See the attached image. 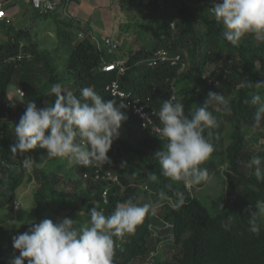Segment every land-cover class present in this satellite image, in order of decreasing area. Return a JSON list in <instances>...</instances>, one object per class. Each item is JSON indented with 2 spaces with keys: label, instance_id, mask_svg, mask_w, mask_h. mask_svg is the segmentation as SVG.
<instances>
[{
  "label": "trees",
  "instance_id": "trees-1",
  "mask_svg": "<svg viewBox=\"0 0 264 264\" xmlns=\"http://www.w3.org/2000/svg\"><path fill=\"white\" fill-rule=\"evenodd\" d=\"M67 1L61 0V5L65 6ZM139 1L142 3L144 0ZM178 1L181 10L175 28L166 21L168 15L161 12L162 25L154 32L155 43L151 48L148 46L142 49L133 48L125 51L122 56L115 55L111 59H107L106 54L114 55L116 50L112 52L102 50L101 44L91 34L89 27L76 24L71 18L62 20L61 24L65 29L58 30L57 36L71 47L67 73L71 86L64 84L65 80L61 77L53 56L47 51L39 50L38 44L34 42L27 29L11 28L4 36V41L0 38V86L3 92L0 95V119L6 121L2 129L0 172L5 167L12 169L13 166V172L11 171L0 195V211L14 210L17 192L26 173L24 160L27 155H32L34 160L33 174L29 176V180L39 184V189L33 196L35 220L19 230H14L15 236L29 231L34 223H39L45 218L51 219L54 223L61 222L62 219L59 220L56 216L54 205L69 211L68 217L76 220V226L79 227L90 220V210L93 207L102 210L105 215H110L117 203L129 199L139 205L155 203L159 201L158 194L163 191L169 200L176 203L178 198L175 193L182 192L185 196L184 205L179 208L165 207L168 209L165 219L173 227L159 231L157 238L153 236L151 230V226L155 224L151 215L145 217L135 233L122 239L114 237V264H143L151 252L157 250L159 243L170 236L172 240L168 242L171 244L169 249L174 252L168 258L157 257V264H264V230L259 235L250 233L247 213L250 206H255L258 200H264V181H258L251 168L247 167L254 155L264 157V151L257 149L249 152L250 149L248 151L245 147L246 144L248 147L253 146L252 141L246 138L248 133L260 132L264 128L253 127L256 109L250 103H245L250 101L254 94L264 95V43H258L250 36L242 39L238 46H233L223 39L221 35L223 26L216 22L208 5L197 6L193 1ZM159 5L156 3L155 9H160ZM42 16L50 17L49 14ZM200 26L205 27L206 34L199 30ZM68 30H77L79 32L77 36L84 33L85 38L75 43ZM21 44H24L23 48ZM221 49L226 53L218 61L222 65L215 67L211 72L220 83L218 86L207 85L202 81L203 73L194 76L195 72L201 61L205 63L211 54ZM158 50L181 55L184 63H186L184 52L190 53L193 71L183 76V73H179L181 64L171 66L163 63L153 68L149 67L147 59L151 53ZM236 54L243 63L234 78L236 82L234 86L229 83L221 85L223 75L232 77L228 64L229 59ZM116 59H124L128 63L129 70L122 77H119L117 72L102 71L104 62ZM142 60L144 62L141 63ZM257 61L260 62L259 67L256 66ZM16 73H20L19 87L25 94L24 100L28 101L30 97L35 96L39 99L38 107L46 106L48 92L56 83L77 95L81 88L91 87L105 101L115 100L118 106L124 101L115 99L107 91V87L113 81L120 80L123 89L144 101L150 98L151 109L158 111L164 100L173 96L175 89L178 100L185 107L186 115L194 112L197 106H202L210 91L223 94L230 101L232 113L225 114L221 108V118L214 105H209V110L217 119L218 127L206 129L204 135L207 137L209 131H215L214 140L223 142L228 139L230 143L216 153L217 160H211L201 166L209 170V179L197 187L204 188L219 166L224 165L227 179L224 208L213 214L202 199L193 197L186 190L183 182H173L161 175L159 161L154 157L157 151L165 148L160 137L149 129H143L139 118L127 109H122L127 120L122 123L121 136L114 141L108 153L110 162L103 164L106 171H111L119 177L120 184L104 179L95 180L96 167L78 165L77 175L80 178L74 183L77 185L75 189L72 192L58 189L56 187L60 183L58 176L54 173L51 177L46 169L40 167L44 149L37 148L23 155L11 153L15 136L10 135L8 128L11 123L17 124L24 114L21 108L11 109L4 102L8 90L16 86ZM230 78L226 81H230ZM184 84L185 88L179 93V87ZM49 103H54V97ZM157 122L160 125V121ZM227 126L230 131L224 132ZM127 155L131 158L124 159ZM150 173H155L158 180L151 181ZM147 183H151L153 195L145 191L146 186L149 187ZM106 190L107 202L104 198ZM229 215H235V220L230 229L225 230L222 224L227 221ZM5 232L6 230L0 229V236ZM0 264H7L1 246Z\"/></svg>",
  "mask_w": 264,
  "mask_h": 264
},
{
  "label": "clouds",
  "instance_id": "clouds-1",
  "mask_svg": "<svg viewBox=\"0 0 264 264\" xmlns=\"http://www.w3.org/2000/svg\"><path fill=\"white\" fill-rule=\"evenodd\" d=\"M211 12L223 26V39L231 45L238 46L249 35L264 43V0H213ZM48 97H54V103L46 101L45 107L27 102L24 114L15 124L11 153L23 155L37 148L46 149L48 158L65 159L69 167L109 163L108 153L127 120L122 111L127 105L105 101L91 87L81 88L77 95L60 83L51 86ZM245 103L255 106L253 127H264V95L254 94ZM209 105L220 106L225 114L232 113L229 99L212 91L204 104L188 115L175 95L160 106L156 113L161 125L158 133L166 138L167 144L154 157L159 161L163 177L183 182L186 187L209 179V170L201 166L211 158L215 148L210 139L212 133L209 131L207 137L204 133L218 127ZM247 167L254 168L258 181H264V157L254 155ZM149 178L158 180L155 173H150ZM158 195L159 201L169 200L163 191ZM175 195L178 199L173 207L179 208L184 205L185 196L182 192ZM159 201L139 205L129 199L117 203L110 215L93 207L90 220L79 227L71 218L59 223L45 218L34 223L29 231L13 237V248L19 255H14L10 264H25V260L27 264H114V237L122 239L135 233L146 216L156 214L161 206ZM222 207L218 205L219 210ZM247 213L248 231L259 235L264 230V200L250 206ZM234 220L235 215L227 217L222 224L225 230L230 229Z\"/></svg>",
  "mask_w": 264,
  "mask_h": 264
},
{
  "label": "rangeland",
  "instance_id": "rangeland-1",
  "mask_svg": "<svg viewBox=\"0 0 264 264\" xmlns=\"http://www.w3.org/2000/svg\"><path fill=\"white\" fill-rule=\"evenodd\" d=\"M19 3H24V2L23 0H20ZM114 3H115L114 8H112L113 15H115L117 25L119 24L121 32L126 35V38L129 41V48H127L126 50H124L123 48H118L119 47L118 43L113 42V38H112L113 26L111 24L112 21L108 19L109 17H107L106 15L107 13L105 12L104 15L105 17L103 18V23H102L103 26H100L99 30L94 29L93 34L96 40L99 41V43L101 44L102 50H105L106 52H110V51L112 52L113 50H116L114 55H110L109 53L106 54L107 59H111V57L115 55L120 57L123 55L125 51H129L133 48L142 49L145 48V46L151 48L155 43L154 32L155 30H159V28H161L162 25L160 19L162 15L161 12H165V14L168 15L166 21L169 22L170 24L173 22L178 24L179 22L178 15L181 10V4L178 0H144L142 3L139 0H114ZM156 3L160 4L159 5L160 9H155ZM110 4H112L111 0H106L104 3V5H106L105 7L110 6ZM64 9L65 7L63 5L59 6L54 13H49V16L52 17L49 19L42 15H38L36 18L39 20L33 23V25H35L36 28L33 30L34 36L32 37V39L34 40L35 43L38 44L39 50L47 51L50 53L51 56H53V58L57 63L61 77L65 80L64 84L71 86V82L67 77L71 47L66 43H64L57 36L58 30L65 29V27H63L61 24L62 20L70 19V17H67V15L70 14L69 10L68 12H66ZM75 23L77 24V22ZM0 27H1L0 32L2 33L3 36H5V34L9 31V29L15 28L13 25L11 26L8 23L1 24ZM199 30L201 32L203 31V33L206 34L205 27L203 28L202 26H200ZM69 32L72 34L75 43L81 41V39L77 36V34L79 33L77 30H70ZM250 36L251 35L246 36L243 39H247ZM3 39H5V37H3ZM109 41H111V43H108ZM184 54L186 56L185 57L186 69L182 72L183 76L187 75L190 71H193L190 53L184 52ZM225 55L226 53L224 49L215 52V54H211L208 61L205 60V63L204 61H201V64L199 65V68L195 72L194 76H199L201 72L203 74L211 75V72L215 67L222 65L218 61L221 56H225ZM142 62H144V60H142L141 63ZM242 64L243 63L239 59L238 54L231 57L229 59L228 69L230 72L229 74L230 75L232 74V77L223 75L221 77V82H222L221 85H224V83L225 84L229 83L231 86H234L233 84L234 82H236L234 78L235 76H237L236 73L240 70ZM256 66L259 67L260 66L259 63H256ZM15 76H16V81H15L16 86L8 90L4 102L12 103L14 101V104L17 108L20 107V104L22 102L20 97L16 95V90L21 89V87H19L21 78H20V73L18 74L16 73ZM228 78H230V81H226ZM184 88H185V84L179 87L178 92L180 93ZM38 100L39 99L37 97L33 96L30 97L28 101H34L37 104ZM28 101L24 100V104L27 105ZM46 101L51 102L52 97H49L48 100ZM214 108L218 112L217 114L222 118L221 107L214 105ZM5 123L6 121H4V119L3 120L0 119V146L2 139V129ZM15 124L16 123H11L8 128V131L12 136H15L14 133ZM226 131H230L228 126L226 127L224 132ZM211 133H212L211 136L212 139L211 138L210 139L211 141H213L215 150L211 158L208 161H206L204 165L207 164V162H210L211 160H217V157L215 156L216 153H218L222 148H225L230 143L228 139H226L223 142H220V140L218 141L214 140L213 138L216 135V132L211 131ZM120 136H121V129H120ZM246 138L248 140H251L252 141L251 145H253L252 147H248L247 144L245 145L247 150L250 149V151L248 150L249 152H251V150L255 151L257 149L260 150L261 152L264 151V128L260 132H255V131L249 132ZM44 150L45 153L42 155L40 167L46 169L51 177H53L54 173L55 176H58L60 181V183L56 185L58 189H63L67 192H72L75 189V186H77L74 184L75 181L80 178V176L77 175L78 165H73L69 167L68 162L65 159L48 158L47 150L46 149ZM28 157H31V159H27ZM126 158L130 159L131 157L130 155H127L124 157V159ZM26 159H27V166L25 165ZM33 163L34 160L32 158V155H27V157L24 160V166L26 168L25 177L23 179L22 186L19 188L17 192L18 198L16 203L20 204V209L16 210L14 207V210L12 211L10 209L0 211V229L6 230V232L0 236V246L2 247V254L6 259L7 264H10L14 255H19L18 250H15L13 248V237L15 236L14 230H19L21 227L31 222H34L35 220L33 214L35 209V203H34L35 201L33 200V196L36 194L37 190L39 189V184L36 183V181L34 182L29 180V176L33 174ZM12 169L5 167V169H3V171L0 172V195L4 190L3 188L8 180L9 175L13 172ZM225 169L226 167L224 165H220L219 169H217L214 172V175L207 183V185L204 188L197 187V190L193 194V197H199L200 199H202L206 204L207 208L209 209V211L212 212L213 214L220 212L222 208L219 210L218 205H222L224 207V204L226 202L227 179L225 177V172H226ZM250 170H252V173H254L253 168H251ZM147 184L150 187L151 183H147ZM149 190L150 191L145 189V191L149 192L150 195H153L152 190L151 189ZM53 208L55 211H57L56 216L58 217L59 220L60 219L63 220V218L69 215V211L62 210L58 205H54ZM166 211H168V209H165V207L160 206L156 210V214L151 215L153 219V223H155L157 227L165 226L164 222H166L165 219ZM157 217H159L160 220H158ZM85 220H83V222H85ZM168 241H170V239H168ZM170 245L171 244L167 242V244L162 246L161 249L159 250V256L163 258H168L172 256L171 254L174 252V250L169 249ZM25 264H27V260H25Z\"/></svg>",
  "mask_w": 264,
  "mask_h": 264
},
{
  "label": "built area",
  "instance_id": "built-area-1",
  "mask_svg": "<svg viewBox=\"0 0 264 264\" xmlns=\"http://www.w3.org/2000/svg\"><path fill=\"white\" fill-rule=\"evenodd\" d=\"M18 1L19 0H0V21H4L7 19L6 9L9 6L16 4ZM23 1L29 6H31L38 15L54 13L58 9V7L61 5V0H23ZM184 1L186 2L193 1L197 6H207L208 5L210 8L213 7V2L207 3V1H199V0H184ZM171 26L172 28H175L176 23L175 22L171 23ZM78 37L80 39H84L85 35L84 33H80ZM21 47L23 48L24 44H21ZM146 63L151 68L156 67L159 64H163V63L164 64L168 63L171 66H178L181 64L182 66H181L179 73H182L186 69V63L183 62L181 55H172L167 50H158L156 52L151 53ZM128 70H129L128 63L124 59H116L113 61L104 62L102 66L103 72L105 73L117 72V75L119 77L124 76ZM202 81L210 86H213V85L218 86L220 83L217 80L216 76L209 75V74H203ZM107 91H109L115 99L124 101V103L127 105L126 109L132 111L133 114L139 118L142 124V128L145 130L149 129L154 134L158 135L160 137L161 143L166 148V144H167L166 138L162 137L158 133V129L161 127L157 122V120H159L158 116L156 115V113H158V110L151 109V104H150L151 99L150 98H148L147 101H144L139 96L138 97L134 96L133 93L126 91L125 89L122 88L120 80L113 81L107 87ZM2 93H3L2 88L0 86V95ZM16 95L19 96L20 99L22 100L20 107H17V108H21L22 111L25 112L27 105L24 104V98H25L24 92L18 89L16 90ZM173 95L177 97V93L175 89H174ZM7 106L11 109H16L14 101L12 103H7ZM94 167H96V171H97L95 180L104 179L112 183L120 184L119 177L115 175L114 173H112L111 171H106L103 168V165H99V166L94 165ZM145 189L150 191L149 190L150 187L148 186H146ZM186 190L193 196L194 192L197 190V185L187 186ZM107 192L108 190L104 192L105 202H107ZM158 199H159V195H158ZM160 204L163 207L168 206V207L175 208L173 207L174 201L172 200H165V201H162V203ZM15 209L16 210L20 209L19 203H15ZM67 218L69 217L67 216ZM157 219L160 220L159 217H157ZM164 223H165V226H162V227H157L155 224L151 226V230L155 238L158 237L159 231L166 230V229L173 227L168 221ZM168 239H170V241H168ZM171 240H172V236L167 238L165 241H161L157 247V250L154 252H151L149 258L143 264H157L156 259L157 257H159V250L161 249L162 246L165 245V242H171Z\"/></svg>",
  "mask_w": 264,
  "mask_h": 264
},
{
  "label": "crops",
  "instance_id": "crops-1",
  "mask_svg": "<svg viewBox=\"0 0 264 264\" xmlns=\"http://www.w3.org/2000/svg\"><path fill=\"white\" fill-rule=\"evenodd\" d=\"M19 1L6 9L7 19L4 21H0V25L8 23L11 26L13 25L16 29H27L30 35L33 37V30L36 28L33 23L39 20L36 18L38 14L31 6L26 4L24 1V3H19ZM105 1L106 0H68L67 4L64 6V10L66 12H68L69 10L70 12V14L67 13V17L74 19L75 22L80 23L85 27H89L93 36L94 29L99 30L100 26H103V18L105 17L104 15L106 12L107 17H109L108 19L112 21L111 24L113 26V42L118 43V48H123L124 50H126L127 48H129V41L126 38V35L121 32L119 24L117 25L115 15H113L112 8H114V0H111L112 4H110V6L108 7H105ZM3 37L4 36L1 33L0 38L3 39Z\"/></svg>",
  "mask_w": 264,
  "mask_h": 264
},
{
  "label": "water",
  "instance_id": "water-1",
  "mask_svg": "<svg viewBox=\"0 0 264 264\" xmlns=\"http://www.w3.org/2000/svg\"><path fill=\"white\" fill-rule=\"evenodd\" d=\"M108 43H111V41H109ZM222 209H223V207H222Z\"/></svg>",
  "mask_w": 264,
  "mask_h": 264
}]
</instances>
